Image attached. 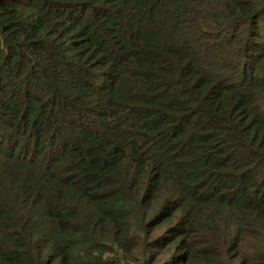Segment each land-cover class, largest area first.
I'll list each match as a JSON object with an SVG mask.
<instances>
[{"label":"trees","instance_id":"obj_1","mask_svg":"<svg viewBox=\"0 0 264 264\" xmlns=\"http://www.w3.org/2000/svg\"><path fill=\"white\" fill-rule=\"evenodd\" d=\"M0 264H264V0H0Z\"/></svg>","mask_w":264,"mask_h":264}]
</instances>
